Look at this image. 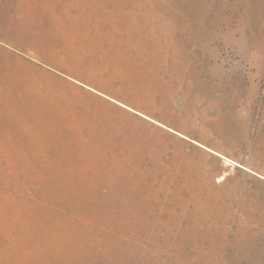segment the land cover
Wrapping results in <instances>:
<instances>
[{
  "label": "rangeland",
  "instance_id": "obj_1",
  "mask_svg": "<svg viewBox=\"0 0 264 264\" xmlns=\"http://www.w3.org/2000/svg\"><path fill=\"white\" fill-rule=\"evenodd\" d=\"M0 41V264H264V0H0Z\"/></svg>",
  "mask_w": 264,
  "mask_h": 264
},
{
  "label": "trees",
  "instance_id": "obj_2",
  "mask_svg": "<svg viewBox=\"0 0 264 264\" xmlns=\"http://www.w3.org/2000/svg\"><path fill=\"white\" fill-rule=\"evenodd\" d=\"M0 49L3 51H8L10 52V50L12 49L13 51H15L16 53L13 55L16 58H22V57H28V58H32L30 57V55L26 52L23 51H19L18 47L16 46V44H11L10 42L8 43L7 41H5V44L3 42L0 41ZM10 49V50H9ZM38 63L40 65H42L43 67H46L56 73H59L63 76H66L74 81H84L87 82L88 84L95 85V83H91V75L90 73H86V71H83L82 68L78 67V66H74V67H67V66H62V65H57V63L48 55L42 56V55H38ZM75 63V62H74ZM76 64V63H75ZM93 87V86H91ZM108 97H112L109 93L107 95Z\"/></svg>",
  "mask_w": 264,
  "mask_h": 264
},
{
  "label": "crops",
  "instance_id": "obj_3",
  "mask_svg": "<svg viewBox=\"0 0 264 264\" xmlns=\"http://www.w3.org/2000/svg\"><path fill=\"white\" fill-rule=\"evenodd\" d=\"M69 79H70V78H69ZM71 80H72V79H71ZM73 81H74V80H73ZM75 82H77L78 84H80V85H82V86H84V87L90 89L91 91H93V92H95V93H97V94H99V95H102V96L108 97V96H107L108 93H106V92L100 90V89L98 88V86H97L96 83H95V85H94V84H93V85L91 84V86H93V87H91L90 84H88L87 82H84V81H81V82H79V81H75ZM108 98H112V99H114L113 97H108ZM133 111H137V110H136V109H133Z\"/></svg>",
  "mask_w": 264,
  "mask_h": 264
}]
</instances>
